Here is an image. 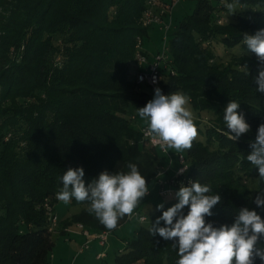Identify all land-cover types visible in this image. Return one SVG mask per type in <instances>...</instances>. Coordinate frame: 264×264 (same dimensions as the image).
Here are the masks:
<instances>
[{
    "label": "trees",
    "instance_id": "trees-1",
    "mask_svg": "<svg viewBox=\"0 0 264 264\" xmlns=\"http://www.w3.org/2000/svg\"><path fill=\"white\" fill-rule=\"evenodd\" d=\"M227 4L240 7L218 23ZM143 9L144 0H0V264H48L54 246L48 218L70 167L84 169L87 185L136 163L148 187L162 182L177 192L189 181L210 184V194L221 196L205 217L214 226H230L243 207L264 219V207L254 203L264 182L246 159L264 124V93L254 80L264 63L243 45L245 34L264 29V0H196L168 32L160 89L187 94L205 129L204 141L185 151L187 172L167 178L158 175L157 149L141 141L128 113L149 101L147 86L134 77L137 39L142 44L151 27L141 23ZM213 42L240 52L224 61ZM230 100L250 125L234 141L223 122ZM165 198L150 225L178 203L175 194ZM70 205L78 207L74 222L107 230L87 212V202ZM149 226L135 230L114 264H176L173 241L152 236Z\"/></svg>",
    "mask_w": 264,
    "mask_h": 264
},
{
    "label": "clouds",
    "instance_id": "clouds-1",
    "mask_svg": "<svg viewBox=\"0 0 264 264\" xmlns=\"http://www.w3.org/2000/svg\"><path fill=\"white\" fill-rule=\"evenodd\" d=\"M226 7L231 11L232 4ZM243 45L264 63V29L254 35L245 34ZM248 75L247 67H242ZM256 91L264 93V68L254 78ZM190 97L181 92L162 94L160 88L145 106L137 109L139 118L145 123V135L154 145L165 152L174 149L177 153L190 150L198 136V128L189 105ZM238 101L230 100L223 112V122L229 139L237 140L250 132V125L239 111ZM253 151L246 156L248 162L258 169V179L264 182V124L259 125ZM128 171L120 170L99 174L98 179L85 183L82 167L68 168L62 175V188L56 198L64 204L73 199L77 203H88L87 212L107 230H114L121 219L131 218L148 194L149 187L136 163L126 165ZM186 170L181 169V172ZM210 184L189 181L181 184L175 193L178 203L163 211L154 224L148 228L152 236L159 235L166 241H173L179 259L176 264H255L257 258L264 264V219L247 207L239 209L234 223L214 226L205 217L212 216V209L221 202V196L210 194ZM254 203L264 207V192L256 196ZM188 206L187 215L183 209ZM163 208V204L157 206ZM144 217H140L143 221ZM164 222L161 227L160 222Z\"/></svg>",
    "mask_w": 264,
    "mask_h": 264
},
{
    "label": "rangeland",
    "instance_id": "rangeland-1",
    "mask_svg": "<svg viewBox=\"0 0 264 264\" xmlns=\"http://www.w3.org/2000/svg\"><path fill=\"white\" fill-rule=\"evenodd\" d=\"M196 0H180L172 8L170 13V20L172 27L169 32L173 31L178 23L182 20L183 17L189 15L194 6ZM162 2V1H161ZM233 7H240L238 4H232ZM219 15L218 23H224L234 17L232 10H221L217 13ZM216 14V15H217ZM150 27V26H149ZM154 27V29H153ZM148 38L142 41V46L144 49H150L155 51L156 48H161L163 44L162 33L157 30V27L151 26L147 29ZM212 48L214 53L219 59L224 61L230 58L232 54H238L240 49L236 48H226L219 42H213ZM143 51L145 52V50ZM188 107L193 113L195 123L198 128V136L196 140L204 141V115L202 114L199 118L197 111L189 103ZM140 107H129L128 113L132 114L133 119L131 124L134 127H138L142 120L137 114V109ZM139 123V124H138ZM158 158L156 164L158 166L157 172L159 176L171 177L177 174L179 163L177 160V152L174 149H169L165 155H159L160 150L157 148ZM181 154H185L181 152ZM164 189H171L166 184L163 186ZM160 187L157 183H153L149 186L148 194L142 199L141 203L135 210L131 218L124 217L119 221V226L114 230H101V231H89L95 238L93 244H89L88 248L82 251V254L78 253L77 240H73L71 234L77 231V224L73 221V215L77 212L78 207L72 206L69 204H64L61 201H58L54 205V214L56 215V223L50 228L49 233L53 240L54 246L52 251L48 256V264H114V254L119 248L122 247L127 241L134 236L135 230L139 227H148L149 217L154 213L155 208L165 203L169 198V195L159 194ZM175 194V193H174ZM173 194V195H174ZM162 196V197H160ZM140 217H144L143 221L140 220ZM87 230V229H86ZM102 233H106V242L104 245L100 246L96 239V236ZM99 252H104V257L101 259H96L95 255Z\"/></svg>",
    "mask_w": 264,
    "mask_h": 264
},
{
    "label": "built area",
    "instance_id": "built-area-1",
    "mask_svg": "<svg viewBox=\"0 0 264 264\" xmlns=\"http://www.w3.org/2000/svg\"><path fill=\"white\" fill-rule=\"evenodd\" d=\"M180 0H168L166 2H161V0H144V9L142 12L141 23L143 26H155L162 33L163 44L162 47L157 50L152 56L149 57L143 49L141 44V39H137L135 48V82L140 85H146L149 90V101L154 97V91L156 88H160V82L162 79L161 68H166L168 57H167V34L170 31L172 24L170 20V13L173 6ZM133 119V116L131 117ZM145 123L138 127V130L141 135V141L148 146L158 148L162 153H167L159 148L158 145H154L151 142V138L145 135ZM177 160L179 163V168L176 175L185 174L188 170V164L186 161L185 154L177 153ZM186 170L181 172V169ZM175 175V176H176ZM160 189L159 194L161 195H169L172 196L176 190L172 187L171 189H164L163 186L165 183H159ZM56 215L50 214L48 221H49V230L50 228L56 223ZM77 229L85 237L84 243L79 247L78 253H81L84 249L88 248L90 242L95 238L88 230H86L81 224L76 225ZM106 233H102L96 236L98 244L100 246L104 245L106 242ZM104 252H99L95 255L96 259H101L104 257Z\"/></svg>",
    "mask_w": 264,
    "mask_h": 264
},
{
    "label": "crops",
    "instance_id": "crops-1",
    "mask_svg": "<svg viewBox=\"0 0 264 264\" xmlns=\"http://www.w3.org/2000/svg\"><path fill=\"white\" fill-rule=\"evenodd\" d=\"M153 29H154V27H153ZM157 30H158V32L160 33V30L158 29V27H157ZM161 34V33H160ZM142 49H144L143 48V46H142ZM145 50V53L147 54V55H149V57L150 56H152L157 50H159V48H156L155 49V51L153 52V50H150V49H144ZM139 124V123H138ZM142 124H144V122L142 121V122H140V124L138 125V127L140 126V125H142ZM166 153H162L161 151H160V154L159 155H165ZM161 178H163V176H160ZM164 178H167V177H164ZM71 237H72V239L75 241V240H77V242L79 243L78 244V246H77V248H79L83 243H84V241H85V237L83 236V234L80 232V230L79 229H77V231H75L74 233H72L71 234ZM95 242V240H92L91 242H90V244H93ZM78 250V249H77ZM80 254H82V252L80 253Z\"/></svg>",
    "mask_w": 264,
    "mask_h": 264
}]
</instances>
